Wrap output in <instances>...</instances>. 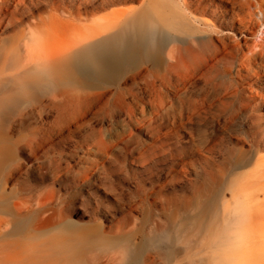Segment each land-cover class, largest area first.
I'll return each mask as SVG.
<instances>
[{"label": "bare ground", "instance_id": "bare-ground-1", "mask_svg": "<svg viewBox=\"0 0 264 264\" xmlns=\"http://www.w3.org/2000/svg\"><path fill=\"white\" fill-rule=\"evenodd\" d=\"M261 27L264 0H0V264H264ZM144 71L158 81L149 109L128 85ZM156 87L175 98L190 89L188 121L204 123L202 188L137 240L101 222L47 230L55 187L75 193L79 169L90 178L96 157L175 122ZM224 132L238 133L232 151ZM95 134L78 162L79 137ZM215 154L229 180L215 181Z\"/></svg>", "mask_w": 264, "mask_h": 264}, {"label": "rangeland", "instance_id": "rangeland-1", "mask_svg": "<svg viewBox=\"0 0 264 264\" xmlns=\"http://www.w3.org/2000/svg\"><path fill=\"white\" fill-rule=\"evenodd\" d=\"M263 30L264 27H261L256 40H259ZM134 82L138 83V88L144 93V103L146 109H149L150 101L156 100V97L152 99L148 95L150 87L148 84L155 82L157 85V79L144 71L138 78L128 79L129 86ZM198 89L199 87L196 88V92ZM156 90V93L160 92L161 95L170 91L166 87L159 92L156 87ZM189 92L190 89L176 98L168 93L171 96V104L168 105L166 112L169 119L175 118V122H168L158 137L154 134H149L150 137L142 135L139 142L120 144L103 161L97 160L96 157L94 162L100 163L99 169L87 179L84 178L83 169H79L75 193H70L67 185L62 188L55 187L62 199L61 203L51 208L49 212H54V218L49 223L54 225L48 226L47 230L52 229L50 232H53V226L63 221L72 222L74 225H94L101 222L107 235L120 236L137 231L135 236L137 240L140 238L138 231L141 227L145 233H150L165 223V213L175 207L186 205L193 192L202 188L203 179L208 173L202 158L205 154L204 123L201 119H197L194 124L188 121ZM122 120L129 122L122 114L119 117V127ZM94 126L96 130L99 129L98 122H95ZM241 130L239 127V131ZM234 132H224L222 135V146L226 152L235 149V137L238 133L233 135ZM164 135L167 138H163ZM96 138V134L91 140L79 137L80 151L77 152L76 158L78 162L81 163L84 158L82 148L87 144L97 143ZM191 138L194 139V145L197 144V149L194 147L192 150ZM221 166L220 156L215 154L212 159V174L215 181L231 178V170L220 168ZM50 183L49 179L45 185ZM114 194H119L121 199L118 200ZM226 196L229 197L228 192ZM144 199L149 203L147 206L152 209V216L145 223L143 222L145 205H141ZM156 264H164V259L156 256Z\"/></svg>", "mask_w": 264, "mask_h": 264}]
</instances>
